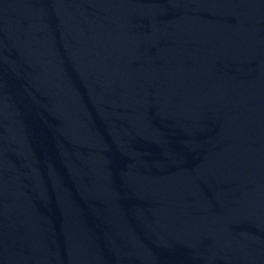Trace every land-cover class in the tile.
I'll return each mask as SVG.
<instances>
[{"label": "water", "instance_id": "obj_1", "mask_svg": "<svg viewBox=\"0 0 264 264\" xmlns=\"http://www.w3.org/2000/svg\"><path fill=\"white\" fill-rule=\"evenodd\" d=\"M0 264H264V0H0Z\"/></svg>", "mask_w": 264, "mask_h": 264}]
</instances>
